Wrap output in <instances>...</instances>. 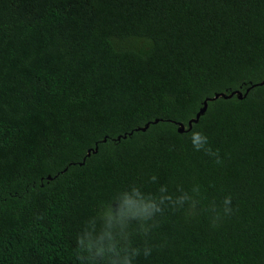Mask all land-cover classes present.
Masks as SVG:
<instances>
[{
	"label": "trees",
	"instance_id": "1",
	"mask_svg": "<svg viewBox=\"0 0 264 264\" xmlns=\"http://www.w3.org/2000/svg\"><path fill=\"white\" fill-rule=\"evenodd\" d=\"M263 82L264 0H0V264L184 194L128 217L134 264H264Z\"/></svg>",
	"mask_w": 264,
	"mask_h": 264
},
{
	"label": "clouds",
	"instance_id": "2",
	"mask_svg": "<svg viewBox=\"0 0 264 264\" xmlns=\"http://www.w3.org/2000/svg\"><path fill=\"white\" fill-rule=\"evenodd\" d=\"M191 143L197 151L204 150L209 155H215L207 147L208 137L202 132H194L191 136ZM217 163H219V159H217ZM151 179L155 180V176L151 177ZM132 190L137 192L135 187ZM160 191L163 193L165 189L161 188ZM193 192H198V189L193 188ZM122 195L126 197V192H123ZM138 200L140 211H132L127 206L126 200L120 201V204L125 205L123 208L118 207L116 212L101 213L105 227L100 234L93 235L92 231L86 230L82 236L77 237L78 259H80L81 264H134L136 257L141 255V253L144 256H149L152 251L150 247L145 246L142 249L134 247L128 239V217L140 221V229L146 234L149 231L147 221L151 220L155 213L162 211L160 205L165 200L174 205H182L185 201L191 200V197L184 194L172 201L171 197L161 195L158 198V203L153 200H145L142 196ZM222 203L223 214L225 216L230 215L233 211L231 196H225ZM91 227H94V222L90 225Z\"/></svg>",
	"mask_w": 264,
	"mask_h": 264
},
{
	"label": "water",
	"instance_id": "3",
	"mask_svg": "<svg viewBox=\"0 0 264 264\" xmlns=\"http://www.w3.org/2000/svg\"><path fill=\"white\" fill-rule=\"evenodd\" d=\"M263 83H264V82H263ZM197 117H198V115H197ZM190 123H191V122H190ZM184 130H185V129H184V126L181 125V126L179 127V132H184ZM89 153H90V151H88V154H87V155H89Z\"/></svg>",
	"mask_w": 264,
	"mask_h": 264
}]
</instances>
